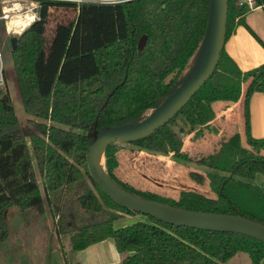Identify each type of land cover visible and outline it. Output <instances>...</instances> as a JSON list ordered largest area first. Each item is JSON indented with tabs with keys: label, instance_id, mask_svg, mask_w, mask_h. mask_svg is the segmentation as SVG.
<instances>
[{
	"label": "trees",
	"instance_id": "obj_1",
	"mask_svg": "<svg viewBox=\"0 0 264 264\" xmlns=\"http://www.w3.org/2000/svg\"><path fill=\"white\" fill-rule=\"evenodd\" d=\"M210 1L81 3L54 61L45 55L43 24L55 3L42 4L41 19L16 34V49L11 44L29 126H23L9 90L0 91V241L8 236L13 207L43 212L47 198L58 216V232L70 235L72 252L112 238L122 257L117 264H224L239 251L264 264V241L238 232L174 225L146 214L144 220L115 227L123 214L137 212L107 196L87 165V142L95 127L143 120L183 82L199 58ZM238 1L228 0L226 39L246 24L250 8ZM256 2L264 8V0ZM255 91H264V63L243 70L224 47L213 74L169 122L128 142L192 163L190 178L200 183L207 178L215 196L182 189L170 197L121 178L123 142L105 147L107 173L135 196L264 222V191L244 180L264 174V137L251 132ZM221 101L224 108L241 101L243 134L232 133L210 153H188L183 128L175 127L177 117L190 123L191 139L202 138Z\"/></svg>",
	"mask_w": 264,
	"mask_h": 264
},
{
	"label": "rangeland",
	"instance_id": "obj_2",
	"mask_svg": "<svg viewBox=\"0 0 264 264\" xmlns=\"http://www.w3.org/2000/svg\"><path fill=\"white\" fill-rule=\"evenodd\" d=\"M53 3L55 6L50 11L52 13L49 12L50 16L43 24L45 26L43 34L45 55L54 61L63 49L68 30L77 13V11L75 13L67 11L66 8H75L79 4L75 2ZM22 7L25 9L26 4H23ZM16 34L18 33H9L5 21L0 20V46L4 54L3 68L6 74V83L0 87V91L6 90V88L9 90L17 114L21 116L23 126L27 127L29 124L27 125V115L23 108V99L11 55V37ZM222 103V101L216 102V108L218 109V104ZM235 112L236 110L231 111L233 116L229 119L231 124L232 122L234 124L232 131L237 130L239 124L240 128L244 125L243 119L238 124L236 120L234 121ZM177 120L179 123L175 127L176 129L183 128L184 150L188 153H210L219 146L220 141H216L213 136H208L207 132L202 138L186 137L188 120L181 115L177 117ZM120 146V165L117 168V173L135 186L170 197H177L182 189H192L210 196L216 195L207 178L203 183L190 178V171L196 167L192 163L180 160L172 154L139 150V147L128 142H123ZM244 180L255 183L252 179ZM43 194H45L44 191ZM144 219L145 215L139 212L123 214V217L115 221L114 225L122 227ZM57 220L58 216L50 210L47 198L44 201L43 212L36 208L21 210L18 207H13L9 213L8 236L5 240L0 241V264H74L70 235H60L57 230ZM90 255L95 262L97 253L92 252ZM224 264L255 263L248 252L239 251Z\"/></svg>",
	"mask_w": 264,
	"mask_h": 264
},
{
	"label": "water",
	"instance_id": "obj_3",
	"mask_svg": "<svg viewBox=\"0 0 264 264\" xmlns=\"http://www.w3.org/2000/svg\"><path fill=\"white\" fill-rule=\"evenodd\" d=\"M228 0H211L205 40L195 66L183 82L146 118L122 125L97 127L91 132L86 148L89 173L102 191L120 206L151 215L174 225L231 231L264 241V222L243 214L187 209L155 199L135 196L115 183L106 171L105 147L113 142H132L144 138L169 122L213 74L226 42ZM17 36L11 37L13 49ZM102 151L104 164L99 163Z\"/></svg>",
	"mask_w": 264,
	"mask_h": 264
},
{
	"label": "crops",
	"instance_id": "obj_4",
	"mask_svg": "<svg viewBox=\"0 0 264 264\" xmlns=\"http://www.w3.org/2000/svg\"><path fill=\"white\" fill-rule=\"evenodd\" d=\"M66 9L67 11H73L75 13L78 10V7ZM39 12L41 13V8L39 9ZM245 22L246 24H239L236 26L233 33L226 39L224 46L226 52L243 70L264 63V44L262 43V41L264 42L263 6L257 5L254 8H250L245 14ZM258 37L261 38L262 41H260ZM224 106V103L218 104L219 108L217 109V116L213 119L210 130H206L207 135L213 136L216 141H221L236 131H240L242 134L244 131V125L240 128V124L238 125L239 127L237 130L232 131L234 124L233 122L231 124L229 121L233 116L231 113L232 110H236V118L234 121L236 120L237 124L243 119L241 101H238L227 108H224ZM250 116L251 132L253 136L264 137V91H255L252 94L250 101ZM177 123H179L178 120ZM189 127L190 123L188 129ZM185 136H189L190 138L191 133H187ZM252 180H254L264 191V174L257 173ZM92 252L97 253L95 262H93L90 255ZM121 259L122 257L112 238L104 239L93 243L84 249L73 251L72 256V262L74 264H117Z\"/></svg>",
	"mask_w": 264,
	"mask_h": 264
},
{
	"label": "built area",
	"instance_id": "obj_5",
	"mask_svg": "<svg viewBox=\"0 0 264 264\" xmlns=\"http://www.w3.org/2000/svg\"><path fill=\"white\" fill-rule=\"evenodd\" d=\"M127 0H0V20L5 21L8 32L21 33L26 27L41 19L39 9L44 2H75L78 4L90 2L111 4ZM246 3L250 8L257 6L256 0H239L238 3ZM26 4L24 9L22 6ZM3 50L0 46V87L5 85Z\"/></svg>",
	"mask_w": 264,
	"mask_h": 264
},
{
	"label": "bare ground",
	"instance_id": "obj_6",
	"mask_svg": "<svg viewBox=\"0 0 264 264\" xmlns=\"http://www.w3.org/2000/svg\"><path fill=\"white\" fill-rule=\"evenodd\" d=\"M202 56H199V58ZM99 163L104 164V157L102 151L97 156Z\"/></svg>",
	"mask_w": 264,
	"mask_h": 264
}]
</instances>
